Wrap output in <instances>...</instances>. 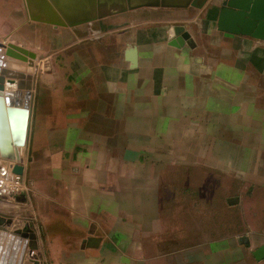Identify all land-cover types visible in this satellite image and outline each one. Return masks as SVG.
Masks as SVG:
<instances>
[{"label": "crops", "instance_id": "crops-1", "mask_svg": "<svg viewBox=\"0 0 264 264\" xmlns=\"http://www.w3.org/2000/svg\"><path fill=\"white\" fill-rule=\"evenodd\" d=\"M223 1L203 16L195 7L142 8L94 21L88 30L106 38V62L75 53L74 63L45 74L25 177L35 195L34 243L51 264H264L253 255L264 245V191L243 206L257 218L231 231L213 227V239L208 222L195 229L193 205L170 198L173 222L163 216V166L225 168L233 151L232 165L256 169L245 183L264 185V41L219 30ZM177 25L191 35L181 47L171 45ZM84 26L67 31L74 44ZM129 48H137L135 65Z\"/></svg>", "mask_w": 264, "mask_h": 264}, {"label": "rangeland", "instance_id": "rangeland-1", "mask_svg": "<svg viewBox=\"0 0 264 264\" xmlns=\"http://www.w3.org/2000/svg\"><path fill=\"white\" fill-rule=\"evenodd\" d=\"M211 3H213V0H209L200 10L194 9L192 11L195 16H203L207 8L211 6ZM151 15L153 14L150 13L149 10H145L142 14V16L146 18ZM199 19L200 18L197 20ZM100 23L101 22L98 21L84 24L87 30L83 32V40L80 43L74 44L72 40L73 37L70 38L66 33L67 31L76 29V26H54L48 23L34 21L29 16L26 0H0V42L6 46L13 43L36 54L34 63L37 67V79L34 88L35 103L32 128L35 127L42 109V96L45 95L42 86L43 79L46 76L45 74L49 72L57 74L58 71L63 70L62 68L64 65L74 63L75 59L77 60L75 53L80 56L84 63H103L108 59V56L105 55V51L102 50L107 46L106 38H99L101 33L88 30V27L99 25ZM196 27V24L192 26L194 29H196ZM63 34H65L66 37L63 38ZM75 48L78 49L77 52H74ZM219 139L220 137L218 136H211L207 142L217 143ZM226 141L227 146L234 143L232 136H227ZM29 147L30 143L27 147L19 150V159L17 158L14 160L12 164L7 163L10 168L17 163H21L25 166L30 158ZM158 154L162 157V160H173V152H158ZM234 154L233 151L226 152L227 166L225 168L203 165L195 169H176L173 168V165L163 166L162 191L165 197V205H163L165 210L163 211V216L166 221L173 222V205L172 209L170 208L171 206L166 207V205L171 202L170 198L174 197L179 201V208H189L193 205V208H190L194 211L195 229L199 227L198 225L208 222V225L211 227V231L207 233L210 239L218 235L216 231H213L215 230L213 227L220 226V228L231 231L241 225L242 222L244 223V221L247 222L249 219L253 220L257 218L249 215L248 210L243 208V206L245 204L248 206L250 203V198H247L249 193L252 191L258 193L263 192L264 185L245 183V177H248L249 173L251 171H256V169L244 166L235 167L232 165L234 164ZM242 154L243 158L247 161L249 159V153L243 152ZM263 159L264 157L260 162H264ZM163 164H165V161ZM261 166L262 169L258 168L257 170L264 173L263 164H261ZM190 174H193V182L185 183V178L190 177ZM177 177H181V179L178 183H173ZM240 178L242 179V183L237 181V179ZM224 180L225 184H220L221 181ZM26 183L28 190L15 194L8 192L0 194V213L6 214H3L6 221L9 219L12 220L11 224L6 225V227L9 231L15 233L16 237H22L21 234H16L17 231L27 233L28 231H26V229H33L36 233L34 229H36L37 221L34 209L32 206H29L33 204L32 202H34L35 195L32 185L27 179ZM223 194L226 197L224 202L221 201V195ZM241 198L243 200V205L237 206L235 203L239 202ZM186 199L188 200L186 201ZM25 203H27V205L29 204V207H27ZM258 218L260 219L262 216L259 215ZM243 225L244 224H242V226ZM194 232L195 234L200 233L201 236V232ZM193 240L197 242L200 239L194 235ZM40 246L41 247L37 246V249H29L36 251L35 255L31 258L40 260L42 264H51L47 259V249L42 247V244H40Z\"/></svg>", "mask_w": 264, "mask_h": 264}, {"label": "water", "instance_id": "water-1", "mask_svg": "<svg viewBox=\"0 0 264 264\" xmlns=\"http://www.w3.org/2000/svg\"><path fill=\"white\" fill-rule=\"evenodd\" d=\"M209 0H26L32 20L54 26L75 27L128 11L153 8H203ZM218 29L233 34L248 35L264 41V0H224L217 21ZM176 39L171 42L181 47L191 37L183 25L171 32ZM127 60L137 63V48H129ZM36 54L13 43L0 42V156L19 157L18 147L30 143L35 103L37 67ZM14 79L17 90L5 91L4 82ZM32 92V93H31ZM23 105V106H22ZM16 174H25V166L17 163ZM0 213V264H40L38 260L23 261L27 249H37L36 233L17 231L22 237L8 230ZM24 238V239H23ZM260 261L264 259V245L253 252Z\"/></svg>", "mask_w": 264, "mask_h": 264}, {"label": "built area", "instance_id": "built-area-1", "mask_svg": "<svg viewBox=\"0 0 264 264\" xmlns=\"http://www.w3.org/2000/svg\"><path fill=\"white\" fill-rule=\"evenodd\" d=\"M13 167L14 165H12L11 168H9V172L6 174V176L0 179V181L3 184L2 185L3 193L1 194H5L4 192L15 194V193L28 190L25 174L20 175V174L14 173ZM28 253H29L28 256L31 258L35 255L36 251L29 250Z\"/></svg>", "mask_w": 264, "mask_h": 264}, {"label": "bare ground", "instance_id": "bare-ground-1", "mask_svg": "<svg viewBox=\"0 0 264 264\" xmlns=\"http://www.w3.org/2000/svg\"><path fill=\"white\" fill-rule=\"evenodd\" d=\"M7 84H8V86H10V87H8L7 86ZM4 86H5V91H15V90H17V84H16V81L14 80V79H10V78H7L6 80H5V82H4ZM14 86V87H13ZM11 87H13V88H11ZM35 88V87H34ZM33 92H34V89L32 90ZM32 93V92H31ZM23 106V105H22ZM24 147H27V144H24V145H20L19 147H18V152H19V150L20 149H22V148H24ZM19 154V153H18ZM19 159V157H16L15 159L14 158H10V157H2V156H0V179L2 178V177H5L6 176V174L9 172V165L7 164V163H9V164H12L13 163V161L14 160H16V159ZM3 161V162H2ZM2 182L0 181V194L1 193H3L2 191V189H3V187H2ZM29 249H30V247L27 249V254H26V256H25V258L23 259V261H25V260H28V259H32V260H37V259H33V258H30L28 255V251H29ZM39 261V263L40 264H42L41 262H40V260H38ZM17 264V263H16ZM32 264H34V263H32Z\"/></svg>", "mask_w": 264, "mask_h": 264}]
</instances>
